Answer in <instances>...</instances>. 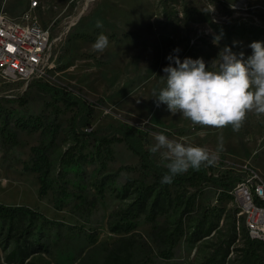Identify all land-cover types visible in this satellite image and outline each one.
Listing matches in <instances>:
<instances>
[{"label": "rangeland", "instance_id": "1", "mask_svg": "<svg viewBox=\"0 0 264 264\" xmlns=\"http://www.w3.org/2000/svg\"><path fill=\"white\" fill-rule=\"evenodd\" d=\"M32 1L0 0V13L20 19L30 10ZM35 1L32 14L51 33L49 66L45 75L28 81L4 82L0 78V96H5L0 98V110L10 115L11 127L16 126L17 118L32 115L45 119L54 107H59V122L68 129L77 108L53 99L45 87L71 85L77 95L100 102L92 120L94 129H111L124 123L148 125V147L155 142L154 133H163L169 139L206 147L210 152L216 151L218 138L223 136V151L212 171L243 175L246 165H252L264 178V114L249 112L238 131L231 126L217 129L193 125L180 113L172 115L164 104L156 107L151 98L152 89L163 86L159 76L164 75L162 69L168 65L170 54L179 55L181 60L203 58L210 63L223 47L230 46L234 52H244L245 58L251 55L250 43L264 42V0ZM212 3L215 12H204ZM189 10L196 13L187 14ZM97 20L103 22V28H96ZM101 33L109 39L103 53L92 48ZM215 36H221L218 45L212 42ZM234 41L238 43L234 45ZM176 48L180 49L178 54L173 53ZM2 125L0 119V129ZM39 139L40 130L20 131L18 144L7 150L0 132V202L28 205L65 226L49 231L42 250L23 263L8 260L16 243L6 239V231L0 229V264H202L214 251H220L218 258L227 251L235 220L238 238L230 244L224 261L208 264H241L243 240L239 229L246 225L230 191L206 185L194 214L212 213L217 228L197 243L181 239L174 255L163 258L144 215L136 220L135 233L128 243L120 240L128 234L109 230L111 214L126 204L115 191L107 190L87 217L75 208L76 199L71 198L67 206L57 210L51 191L39 198L37 173L23 168ZM58 143L57 156L75 145L66 130L59 134ZM113 149L107 171L119 170L115 187L121 189L128 176L140 177L139 157L124 142H115ZM153 156L161 164L159 154ZM98 161L84 167L90 181L97 176ZM95 193L89 185L88 194ZM193 221H188L187 228L192 229ZM88 234L96 235V243L89 244ZM117 247L119 250L114 252ZM256 264H264V252H259Z\"/></svg>", "mask_w": 264, "mask_h": 264}, {"label": "trees", "instance_id": "2", "mask_svg": "<svg viewBox=\"0 0 264 264\" xmlns=\"http://www.w3.org/2000/svg\"><path fill=\"white\" fill-rule=\"evenodd\" d=\"M190 12L196 13L189 10L187 14H191ZM45 90L53 99L62 101L67 107L77 108L69 120L68 129L59 122V107H54L52 114L45 119L32 115L17 118L14 128L10 126V115L0 110V119L3 122L0 132L7 150L18 144L20 131L40 130L39 143L32 146L31 157L23 167L26 171L37 173L39 198H43L51 191L53 205L57 210L67 206L71 198L76 199L75 208L87 217L96 206L98 199L105 197L107 190L115 191L116 196L125 200L126 204L111 214L108 222L109 230L128 234L129 237L120 239L128 243L131 235L135 233L136 220L144 215L146 221L151 224V234L158 248V254L163 258H171L174 255L181 239L185 238L188 242L197 243L217 228L212 213L194 214L197 199L206 185L231 191L242 174L227 172L216 174L212 171L213 166H202L199 171L189 169L188 172L174 177L171 184H162L161 178L167 169L157 163L153 154L149 152L148 125L124 123L110 127L111 129H94L92 120L96 108L101 105L99 101H90L77 95L75 87L71 85L47 84ZM65 130L75 145L68 147L57 156L55 153L59 147L58 136ZM115 142H124L139 157L140 177L128 176L121 189L115 187L119 170L107 171L108 162L113 157ZM87 148L90 149L86 151ZM97 161L99 163L97 176L90 181L84 167L88 163L94 164ZM89 185L95 189V194H88ZM191 219L194 221L192 229H189L188 221ZM243 220L245 223V219ZM237 225L235 220L229 247L238 238ZM64 226L62 221L49 218L42 211L28 205L0 202V229L6 231V239H13L16 243L15 249L8 257L10 261L16 259L19 263H23L29 255L40 252L48 232L59 230ZM245 229V226L239 229L242 233L240 239L243 240L241 264H256L259 252H264V242L252 239ZM88 238L89 244L96 243V235L88 234ZM229 247L220 258H218L220 251H214L202 264L223 262ZM149 248L152 250L150 246ZM221 248L219 247V250ZM117 250L118 247L114 252ZM110 263L109 261L107 264ZM124 264L135 263L125 261Z\"/></svg>", "mask_w": 264, "mask_h": 264}, {"label": "clouds", "instance_id": "3", "mask_svg": "<svg viewBox=\"0 0 264 264\" xmlns=\"http://www.w3.org/2000/svg\"><path fill=\"white\" fill-rule=\"evenodd\" d=\"M203 11L215 12L214 3ZM95 26L103 28V22L97 20ZM220 39L221 36H215L213 44L218 45ZM108 46L109 39L103 33L92 44L93 50L100 53ZM249 47L252 54L245 58L244 52L237 53L225 46L210 63L203 58L181 60L179 55L170 54L166 58L168 65L162 69L164 75L159 76V84L163 86L151 91L156 107L164 104L172 115L180 113L193 125L217 129L231 126L233 131H238L249 112L264 114V42L253 41ZM179 51L176 48L173 53ZM153 139L149 152L159 154L161 164L167 169L162 184H171L174 177L189 169L199 171L202 166H214L224 146L223 136L218 138L215 152L169 139L163 133H154Z\"/></svg>", "mask_w": 264, "mask_h": 264}, {"label": "built area", "instance_id": "4", "mask_svg": "<svg viewBox=\"0 0 264 264\" xmlns=\"http://www.w3.org/2000/svg\"><path fill=\"white\" fill-rule=\"evenodd\" d=\"M36 6L37 1H32L20 19L0 13V78L4 82L28 81L46 74L51 33L32 14ZM230 193L244 216L248 235L264 242V178L252 165H246Z\"/></svg>", "mask_w": 264, "mask_h": 264}]
</instances>
